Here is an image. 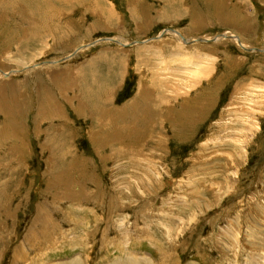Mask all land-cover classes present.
Segmentation results:
<instances>
[{
    "label": "rangeland",
    "instance_id": "374dc122",
    "mask_svg": "<svg viewBox=\"0 0 264 264\" xmlns=\"http://www.w3.org/2000/svg\"><path fill=\"white\" fill-rule=\"evenodd\" d=\"M0 71V264H264V0H0Z\"/></svg>",
    "mask_w": 264,
    "mask_h": 264
},
{
    "label": "bare ground",
    "instance_id": "6f19581e",
    "mask_svg": "<svg viewBox=\"0 0 264 264\" xmlns=\"http://www.w3.org/2000/svg\"><path fill=\"white\" fill-rule=\"evenodd\" d=\"M230 35H231V34H230ZM241 47H242L243 49H246V48H245L244 46H242V45H241ZM0 72H2V71H0ZM3 73H4V72H3ZM115 74H116V73H115ZM115 74H110V73H109V76H108V77L110 78V77H115V76H117V74H116V75H115ZM4 75H5V74H4ZM4 75H3V76H4ZM109 80H110V79H109ZM101 83H102V82H101ZM109 87H110V85H108L107 89H108ZM105 88H106V87H105ZM110 90H111V88H110ZM99 91H100V90H99ZM108 91H109V90H108ZM103 92H104V89H103ZM140 94H141V93H140ZM147 96H148V95H147ZM147 106H148V105H147ZM94 108H95V103H94ZM99 110H100V109H99ZM57 141H58V140H57ZM53 142H54V141H53ZM56 144H57V143H56ZM61 144H62V143H61ZM62 145H63V144H62ZM61 147H62V146H61ZM58 148H59V147H58ZM62 149H63V148H62ZM61 151H62V150H61ZM61 156H62V155H61Z\"/></svg>",
    "mask_w": 264,
    "mask_h": 264
},
{
    "label": "crops",
    "instance_id": "0c3cea01",
    "mask_svg": "<svg viewBox=\"0 0 264 264\" xmlns=\"http://www.w3.org/2000/svg\"><path fill=\"white\" fill-rule=\"evenodd\" d=\"M66 134V133H65Z\"/></svg>",
    "mask_w": 264,
    "mask_h": 264
}]
</instances>
